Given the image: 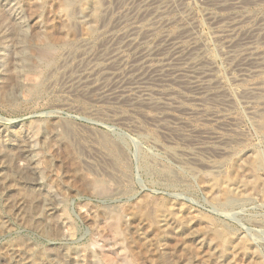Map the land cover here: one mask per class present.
Listing matches in <instances>:
<instances>
[{
    "label": "rangeland",
    "instance_id": "rangeland-1",
    "mask_svg": "<svg viewBox=\"0 0 264 264\" xmlns=\"http://www.w3.org/2000/svg\"><path fill=\"white\" fill-rule=\"evenodd\" d=\"M63 1L0 0V88L10 81L9 96H0V173L35 196L27 216L15 206L13 184L0 185V264H9L24 244L55 264H264V138L248 122L240 123L242 136L230 140L227 153L215 158L224 168L216 178L197 164L194 175L189 172L194 166L182 165L188 177L170 163L171 149L150 147L149 141L161 138L140 111H117L116 118L127 117L135 125L125 127L118 120L88 115V104L80 100L71 109L57 107L61 68H51L55 73L34 94L27 73L17 81L12 77L14 20L24 27L27 46L41 36L57 41L64 36ZM97 1L103 3L77 0L74 5L90 15ZM37 3L40 8L34 12ZM260 6L258 14L264 12V3ZM98 33L94 43L100 41ZM68 126L70 135L62 130ZM101 136L116 143L117 149L110 151L117 160ZM90 146L94 148L88 150ZM89 153L88 166L83 160ZM28 162L30 170L18 168ZM106 164L115 174L112 181L105 180ZM101 186L117 195H100ZM251 187L257 193L247 197ZM42 208L51 217L50 230L38 225ZM108 210L115 225L105 214Z\"/></svg>",
    "mask_w": 264,
    "mask_h": 264
},
{
    "label": "bare ground",
    "instance_id": "bare-ground-1",
    "mask_svg": "<svg viewBox=\"0 0 264 264\" xmlns=\"http://www.w3.org/2000/svg\"><path fill=\"white\" fill-rule=\"evenodd\" d=\"M76 2L63 1L64 36L57 41L41 36L36 44L27 46L24 27L14 20L17 28L12 77L17 81L18 76L27 73L33 94L55 73L50 72L51 68H61L57 107L71 109L74 100H80L88 104V115H100L99 119L112 123L118 120L125 127L135 125L127 117L116 118L117 111H140L153 133L161 138L149 141L150 147L171 149L166 152L170 163L188 177L182 165L197 164L212 178L223 171L215 158L227 153L230 140L242 136L238 131L241 122H248L264 138V12H257L264 0H103L101 5L98 1V5H91L90 15L86 8L76 7ZM39 8L37 3L33 11ZM95 33L100 39L97 43L93 40ZM54 84L49 82L52 87ZM2 85L0 96L6 99L10 81ZM79 118L90 121L88 117ZM68 127L62 130L70 135L72 129ZM101 137L111 152L116 143ZM90 147L87 149L94 148ZM19 153L27 157L21 149ZM90 155L83 160L88 166ZM109 155L117 160L113 152ZM254 159L261 161L257 156ZM29 167L30 162L18 168L24 171ZM105 170L104 179L112 181L115 174L111 166L106 164ZM196 170L189 172L194 175ZM28 173L34 180V173ZM9 183L15 187L16 208L29 216L27 205L32 198L35 200L34 194L18 187L12 176L0 173V185ZM99 191L102 196L117 195V191L104 186ZM247 191V197L257 193L255 187ZM41 211L38 225L50 230L51 217L43 208ZM105 214L115 225L113 212ZM21 247L20 253L15 252L7 260L9 264H55L30 244Z\"/></svg>",
    "mask_w": 264,
    "mask_h": 264
}]
</instances>
